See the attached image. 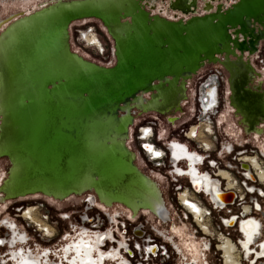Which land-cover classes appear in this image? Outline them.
<instances>
[{"label":"water","instance_id":"water-1","mask_svg":"<svg viewBox=\"0 0 264 264\" xmlns=\"http://www.w3.org/2000/svg\"><path fill=\"white\" fill-rule=\"evenodd\" d=\"M153 1L51 0L0 31L2 45L15 44L20 50L33 38L35 64L27 67V73L38 83L35 96L23 98L19 105L20 109L27 106L26 110L5 125L25 131L19 153L29 162L9 192L6 187L18 152L0 150V158L9 163L0 185L2 201L34 193L63 200L93 192L105 206L121 204L133 214L145 209L159 218L156 211H165L162 193L135 164L136 155L126 143L130 128L136 112H180V103L188 97V83L210 65L226 72L229 104L243 127L253 131L264 123V70L259 63L264 59L259 50L264 44V0H235L229 6L223 0H168L167 9L181 14L176 19L151 13L147 6ZM83 19L99 21L113 40L112 66L99 65L71 50L70 24ZM12 27L18 30L13 32ZM257 60L258 69L253 65ZM67 66L74 69L66 70ZM233 74L243 75L240 86L255 100L236 95ZM155 102L164 109L153 106ZM5 119L0 111V125ZM31 127L36 134L33 140ZM52 147L61 149L58 155L51 154ZM55 160L64 166L58 177L47 173ZM87 162L100 166L90 170L84 167ZM105 165L110 167L105 169ZM40 179L65 186L54 190ZM126 191L138 195H126ZM144 192L152 194L155 210L151 203L139 202ZM222 195L226 197L221 200L220 196V202L233 198L231 192ZM132 198L138 203H131ZM160 219L167 221L168 215Z\"/></svg>","mask_w":264,"mask_h":264},{"label":"built area","instance_id":"built-area-1","mask_svg":"<svg viewBox=\"0 0 264 264\" xmlns=\"http://www.w3.org/2000/svg\"><path fill=\"white\" fill-rule=\"evenodd\" d=\"M79 21H82L81 25L87 24V21ZM88 29L80 31L81 40L88 46H99L100 43L92 45L85 41V35L94 36L92 29ZM110 51L113 53V46ZM260 62L262 63V61ZM110 64L111 62H108L105 66H110ZM197 76L193 90L190 91V83H188V91L193 98V114L189 121L186 120L184 124L180 125L181 128L178 126L179 133H170L165 137L163 134L166 132L163 134L155 132L154 127L158 123V119L152 118L150 125L141 126L142 122L139 121L135 126L136 137H134V131L131 134V142L133 139L139 141L142 154L145 150L148 152L145 147L146 143L143 141H149L153 148L159 149V156H154V158L144 153L147 164L153 168L150 170V176L159 182H157L159 187L163 184L171 185L170 191L175 197L181 216H178L175 210H169L170 217L167 221L161 222L151 212L142 210L146 217L144 221L137 222L135 216L120 205H116V208L113 209V206H105L95 197L92 201L91 196L75 195L80 199L79 206L58 214V221L67 222V228L62 230L59 235L52 229L53 234L49 236L46 234L44 225L51 227L52 224L57 225L58 222L50 220L49 214L42 204L17 207L15 210L18 213L17 217L26 212L28 208L34 209L32 212L38 219V223L30 219L18 218L24 221L27 229L37 234L39 242L35 241L34 245L47 251V259L52 258L53 264H68L64 258L60 263V257L57 255L60 254L59 248L61 244L69 241L70 238L75 239L79 234H85L88 238L98 237L101 240L98 249L103 256L115 253L114 259L105 257L102 264H196L192 261L190 254L195 252V247L202 260L201 264H264V252L261 250V245L264 244V183L259 179L256 170L253 169L251 159L240 161L242 155H246V158L255 157L264 169V154L254 145L248 147L250 144L247 141L241 143L232 141L230 149L223 148V143L227 144L230 139L227 135H225V139H219L222 135V128L218 123V115L223 104L219 94L221 71L218 68H213L207 70L203 75L198 74ZM188 102V99L183 100L182 107ZM182 115L183 113L178 117L167 116V123L172 127L175 126V122L172 123L169 119L178 121ZM259 126L264 128V123H260ZM143 127H149L150 130L147 132L146 128L143 130ZM191 129H194L193 133ZM203 139H207L210 144L209 148H206L207 146L201 142ZM173 141L183 146V151L187 154L199 158L195 166L200 173L207 175L212 180L220 181L222 184L226 183V180L223 181L221 177H218V168L229 173L235 184L234 189L226 190L225 186H222L219 190L222 194L233 193L230 202L214 206L212 202L210 204L203 197L204 195L202 196L201 191H196L193 188L188 175L184 173L188 167L187 159L174 160L172 157ZM140 152L139 155H141ZM228 155L232 156L233 165L227 163L225 166L220 159ZM176 165L183 173H177ZM180 181H183L184 184L182 185ZM258 188L263 190V194L259 193ZM183 191L188 192L190 199L206 209L207 214L201 221L202 225L195 222L191 208L180 201L179 194H182ZM201 197L206 203L201 200ZM245 207H248L247 213L244 210ZM20 210L21 212H19ZM213 213H218L217 218L213 217ZM255 218L259 222V227L253 239L251 237L247 242L240 227L242 223L250 222ZM121 219L132 222L131 229L125 237H120V233L114 232L116 223H119ZM177 219L180 221L179 223L176 222ZM179 229L182 230V235L186 233L184 245L180 243ZM25 233L26 237L27 230L23 234ZM54 239H57L58 242L52 249L50 244ZM227 251L230 254L229 258ZM183 253H185V258Z\"/></svg>","mask_w":264,"mask_h":264},{"label":"bare ground","instance_id":"bare-ground-1","mask_svg":"<svg viewBox=\"0 0 264 264\" xmlns=\"http://www.w3.org/2000/svg\"><path fill=\"white\" fill-rule=\"evenodd\" d=\"M19 13H21V14L17 15ZM31 14L26 15L23 12H18V13H14V14L9 15L5 19H0V31H4L6 29V26L9 24L10 21H13V20L15 21L20 16H30ZM24 22L27 23L28 20H26ZM26 23H24V25ZM13 28L14 27H12V29ZM17 30H15V31H17ZM12 31L15 32L14 29ZM12 31L9 32V34L13 33ZM27 35H29V34H27ZM30 35H35V34H34V32H32ZM32 39L30 37V40H29L30 43L28 44V46H25V48H23L22 50H20L19 48L17 49L15 44L6 45V43H5L2 45V41H0V62H1L0 63V66H1L0 71L2 74L0 76V81H2V83L0 84V91L2 92V100L0 101V111H2V113H5V115H6V119L3 120L1 122V125H0V129H2V133L0 132V134H1L0 135V150H2V149L3 150L13 149L14 153L18 152L16 157H14L15 162H13V168H12L11 174H10V183L6 187V190L9 192L13 191V187H14L16 179L18 177H20L25 172V167H27L25 165H27V162H29L28 157H26L22 153H19V147L21 146V143L24 141L25 136H26L25 131H19L18 128L15 130L14 129L10 130V129H7L5 125L8 124V122L11 119L15 118L22 109H23L22 111L26 110L27 106H23L21 109L19 108V105L22 104L23 98L27 97L28 99H32L35 96L34 95L35 90H36L35 85L38 83L36 81H34L33 78H31L27 73V67L35 64L34 63V60H35L34 49L36 48V45L31 43ZM85 41L87 42V44H92V45L99 44V39L96 38L95 36H92L91 34L85 35ZM39 63H40V61H39ZM72 69H74V67L67 66L66 70H72ZM3 70H5V73H3ZM5 75L8 76L7 79H6ZM233 78L235 79L236 82L238 81V87L235 90L236 95H239V94L244 95L249 100H255L256 99V96H254L253 94H249V93L244 92L242 90V88L240 86V81H239L241 77L238 78L236 75L233 74ZM166 104L167 103H165V105ZM153 106H155L158 109H164V107H165L163 104H160L158 102L153 103ZM248 106H249V111H253V108L251 107V103H248ZM242 109H244L245 111ZM241 110L244 112H248V109L245 107H242ZM249 113L251 114L252 112H249ZM136 124L137 123H135V118H134V125L136 126ZM258 127H259V125H257L253 131H248L247 128L245 127V133L247 135H249L251 133L257 132ZM145 128H146L147 132L150 130L149 127H143V130ZM131 129H132V127L130 128V130ZM191 132L193 133L194 129H191ZM131 134L129 132V139H128V142H126L128 144L132 140ZM201 142L204 143L205 146H207L206 148H209L210 144L207 141V139H203V140H201ZM143 143H146L145 147L148 150V152L145 150V152H144L145 155H148V156L150 155L152 158H154V156H156V157L159 156V154H158L160 152L159 149L153 148V146L151 145V142L143 141ZM129 149H131V148L129 147ZM138 149H139V152L142 150L140 148V144H138ZM183 149H184L183 146L178 145L177 142L176 143L173 142L171 153H172V157L174 160H179L181 158H186L187 160H190V157H191L190 154H187L186 152H184ZM144 153H143V155H144ZM135 155H136V160L138 161V163H140L138 155L136 154V152H135ZM245 158H246V155L242 156L240 161H245ZM249 158H253V157H249ZM174 160H173V162H174ZM99 166L100 165H95L93 162H87L84 164V167L87 169H90V170H97ZM243 166L246 168L248 167L245 165H243ZM109 167L110 166L105 165V169H108ZM175 168H176V166H175ZM176 170H177V173L178 172L183 173V172L178 171V169H176ZM221 171H224V170H221ZM184 173H186V175H188V178H189L190 183L192 184L193 188L196 191H201L202 193L206 194L214 206H216V205L218 206V205L223 204V202L220 203V201H219L220 196H221V200L222 199L224 200L226 196L222 195L220 190H219L220 189L219 181L210 180L207 175H199L197 169H195L193 167H190L188 170H186V172L184 171ZM41 181L44 182L45 184H47L49 188H52L54 190H58V189L65 186V184L64 185L48 184L46 181L40 179V182ZM224 181H225V179H224ZM233 186L235 187L234 181H233ZM225 189H227V180H226V184H225ZM125 193H126V195H128L129 193L134 194V193H131L128 191H126ZM125 193L123 195H125ZM35 195H38L40 198L44 197V198L53 199L52 197L43 196L41 194L34 193L31 195L18 196L14 200H24L28 197L35 196ZM137 195H138V193H135L132 197L137 196ZM70 196H73V195H70ZM70 196H68L67 198H69ZM143 197H144L143 201L140 200L139 202L144 203V201H145L146 204H149V205L151 203L152 208L155 210L156 204L154 203V199H153L152 194L144 192ZM179 199L182 203H185L188 206H190V205H196L197 206L198 205L199 207H201L197 202H194L192 199L189 198L186 191H183L182 194H179ZM53 200H56V199H53ZM56 201H60V200H56ZM1 202H3V201L1 200ZM131 203L135 204V203H138V201H135L134 198H132ZM33 210H34L33 208H28L26 210V212H24L22 215H19L18 217H22L23 219H26V220L30 219L31 221L35 222V220L32 219L33 218L32 215H35L32 212ZM19 212H21V210ZM156 213H158L159 219L160 218L165 219V217L168 215V213L166 211V207H165V211H163V210L158 211L157 210ZM205 214H207V213L205 212ZM38 222L39 221L37 219V222H35V223H38ZM9 223L10 224H7L8 225L7 226L5 222H2L0 227H3L8 232H10L12 237H16L17 236L16 224L14 222H12V223L9 222ZM44 226L46 227V234H48L49 236L52 235L53 230H52V232H50L48 225H44ZM261 250H262V252H264V247ZM26 257L24 259L19 258L18 260L16 258L15 264H40L38 261H35L33 259L32 260L28 259V256H26Z\"/></svg>","mask_w":264,"mask_h":264},{"label":"rangeland","instance_id":"rangeland-1","mask_svg":"<svg viewBox=\"0 0 264 264\" xmlns=\"http://www.w3.org/2000/svg\"><path fill=\"white\" fill-rule=\"evenodd\" d=\"M30 1L31 0H0V19H5L6 17H8L11 14L18 13V12H21V11L28 9V6L31 4ZM45 2L50 3L51 0H33L32 6L30 8L32 10L37 9L41 5H44ZM161 2L165 4L167 2V0H164V1L158 0V4H160ZM151 13H154V10H152ZM165 17H167V16H165ZM83 20H85V19H83ZM86 20L87 21H93V23L91 22V23H87L86 25H81L82 21H74L70 24V27H69L70 40H69V43H70L71 50L73 52L77 53L78 55L84 57L85 59L92 61L94 63H97L99 65L105 66L108 62H111L110 66H112L114 63V60H113V53H111V51H110L112 49V43H111L110 39L107 37V35L105 34V31L100 26L99 21H97L95 19H86ZM88 28H91L94 36H96L99 39V43H100L99 46H97V47L88 46V45H86V43L83 40H81L80 31L82 32V31L89 30ZM259 50H260V55L262 56V58H264V44H261V47H259ZM259 63H261V62L259 61ZM253 65L256 67V69H258V67H259L258 60L256 62H253ZM213 68H218L222 74V78L219 81V94H220L221 100L223 101L222 107L220 108V111H219V114H220L224 110L226 103L228 101L227 95H226V88H227V74H226V72L218 65H210V66H207L204 69H202L199 73H201V75H203L207 70L213 69ZM43 75H44V73H43ZM43 75H41L42 79H43ZM197 77H194L191 80L190 91L193 90V88H195V83L197 81ZM262 89H264V81L262 84ZM187 96H188V94H187ZM188 101L189 102L187 104H185V106L181 107L180 112L183 113V115H182L181 119H179L177 122L174 123L175 126H173V127L170 126L167 123L166 117L161 116V117H159L158 123L154 127L155 132H160L161 134L166 132L163 134V135H165V137L168 134L170 135V133L171 134L179 133L178 129L182 127L180 125L184 124V122L186 120L189 121L192 117V114H193V104H192L193 98H192V95L190 96ZM231 109H232L230 111L231 119L234 121V123L238 127L242 128L243 125L239 122V116L234 115V109L233 108H231ZM180 112L176 111V112H173L171 114L175 117H178L179 115H181ZM134 117L138 118L142 122L141 126H144V125H150L151 121H152V117H157V116L153 115L152 113H149V114L141 113V114H139L138 112H136ZM178 126H179V128H178ZM132 131H134V137H136L137 129H135V125L130 130V134L132 133ZM29 132H30V138H32L31 140H33V136L36 134H34V130L32 127L29 129ZM243 136H244L243 142L246 140L249 141L250 145H248V147H252V145H254L255 147L257 146L259 148L264 149V136H263L262 140L258 139V140H254L253 142L250 139V135H243ZM219 139H221V140L225 139V134L222 133V135H220ZM220 141H219V143H220ZM127 142H128V140H127ZM219 143H218V146H219ZM138 144H139V141L137 139H135V140L133 139V141L131 143H129V144L127 143V146L130 147L131 150L134 153L136 152V154L138 155L140 163H138V161L136 160L135 164L139 167V169L144 174L149 176L151 174L150 170L153 168L150 164H147L146 158L142 153H140L141 155H139ZM60 151H61V149L59 147H56V148L52 147L51 154L53 156H55ZM231 157L229 155L225 156L224 158L220 159L222 161L221 163L225 166L227 165V163H231L233 165V161H232ZM36 166H38V165H36ZM8 167H9V163H8L7 159L4 157L0 158V169H2V171L5 172V174L7 173ZM63 172H64V166L60 161H57V160L53 161L51 163V165L49 167H47V173H49L50 175H54L56 177L62 175ZM180 183L182 185L184 184L183 181H180ZM168 186L169 185H167V184H163L162 186L159 187V189L162 193V197H163L164 202H165V206L170 211L175 210L177 215L181 216L180 210L177 209L175 197L173 196V193L170 191L171 185L169 187ZM65 199H67V197L64 198L63 200H65ZM201 200H203L204 203H206V201L203 198ZM60 201H62V200H60ZM79 203H80V199H79V197H77V198H73L71 200L66 201L64 204L55 206L54 202H51V201L44 199L42 197L40 198L38 195H35V196L28 197L27 200L24 199L23 201H17L15 203H13L12 205L9 206V208H7V211L4 214H8L10 217H12L21 231L24 232L25 230H27L28 235L26 236V242L22 245L25 246L26 248H29V249H35L36 246L34 245V242L35 241L39 242L38 238H37V234H34L32 230H29V229H27V227H25L24 221L17 217L18 213L15 212L16 208L20 207L22 205L25 206V205H41L42 204L44 206L47 214H49L50 220L52 222H54V221L58 222L57 225L52 224L50 228L57 231L58 235H59L62 230H65L67 228V222L58 221V214L60 212H67V211L73 209L74 207L79 206ZM114 208H116V205L113 206V209ZM217 216H218V213H213V217L217 218ZM176 222L179 223L180 221L177 219ZM6 234H7L6 230L0 229V238H4L6 236ZM24 235H26V233ZM28 237H29V239H28ZM57 242H58L57 239H54L51 242L50 246L52 249L54 248V246ZM4 256H5V250H4V248H0V259ZM50 261H52V258H50ZM1 263H2V260H0V264Z\"/></svg>","mask_w":264,"mask_h":264},{"label":"flooded vegetation","instance_id":"flooded-vegetation-1","mask_svg":"<svg viewBox=\"0 0 264 264\" xmlns=\"http://www.w3.org/2000/svg\"><path fill=\"white\" fill-rule=\"evenodd\" d=\"M32 1L33 0L30 1L31 4L28 6V9H26L24 11H21V12H23L26 15H29V14L34 13L35 11H37L40 8H42V7L47 5V3L45 2L44 5H41L37 9H33L32 10L30 8L32 6ZM234 1L235 0H223V3L226 6H229ZM167 3H168V0H167V2L165 4L162 3V2L160 4H158V0H154L153 3L148 4L147 8H149L150 11L154 10V13H158L160 15L167 16V18H170V19H175L176 17H180L181 16L180 13H174V12H172V11L167 9ZM151 7H153V8H151ZM174 14L176 16H174ZM86 21L87 20L85 19L83 22H86ZM91 22L93 23V21H87V23H91ZM99 24L103 28V30L105 31V34L107 35V37L110 39V41L112 43V46H113V53H114L113 40L107 34L105 28L101 25L100 22H99ZM113 60H114V58H113ZM261 61H262V63L260 65V69L264 70V66H263L264 59H262ZM199 74H201V73H199ZM239 77H241L240 79H243V75L242 74H239ZM263 81H264V79H263ZM262 84H263V82H262ZM237 87H238V81L235 83L234 89L236 90ZM230 94H231L230 85L228 84L227 88H226V95H227V100L228 101L226 103V106H225L224 110L218 115V123L220 124V126L222 128V133L227 135L229 137V139L231 140V141L228 140L227 144L223 143V148L224 149H226V148L230 149V146H231L230 143L232 141H237L238 143H241L244 140V136L243 135H247L245 133V127H242V128L238 127L234 123V121L231 119L230 111L232 110L231 109L232 107L229 104V98H228ZM190 96H191V93L188 92L187 99H189ZM180 106L182 107L181 103H180ZM171 113H173V112H171ZM171 113L162 115V114H159V113L152 112L153 115L157 116V117H152V118H157L159 120V117H161V116L162 117H166V118H167V116H170V117L172 116L173 117V115ZM147 114H149V113H147ZM169 120L172 123L177 121L176 119H169ZM139 121L140 120L138 118H135V123H138ZM249 135H250V139L252 140V142L254 140H258V139L262 140V138L264 136V128H263V126H262V128L259 126L257 128V132L251 133ZM246 141H247V143H249L248 140H246ZM257 148H259V147H257ZM259 150L261 151V153L264 154V149L259 148ZM190 156H191L190 160H187L188 167H187L186 170H188L190 167H193V168L197 169L199 175H204V174L200 173L198 168L195 166L196 162L199 161V158L194 157V155H190ZM242 156H244V155H242ZM247 159H251L252 160L253 169L256 170V173L258 174L259 179L261 180V182L264 183V169L262 168V166L258 163V161H257V159L255 157H253V158H245V161H247ZM176 169H178V165H176ZM221 170L222 169L218 168V177H222L221 179L223 181H224V179L227 180V189L226 190L234 189L233 180H232L231 176L229 175V173L226 172V171H221ZM178 171H180V170L178 169ZM5 176H6L5 172L2 171V169H0V185L2 184V181L5 178ZM152 179H154V178H152ZM209 179L212 180L210 177H209ZM155 182L157 183L158 181L156 180ZM219 183H220V189L222 188V186H225V184H226V183L222 184L220 181H219ZM258 191H259V193L263 194V190H261L260 188H258ZM187 195L190 198V194L188 192H187ZM85 196H91V200L92 201H94L93 197L96 198V196L94 195L93 192L84 193V194H82L81 197H85ZM202 196L211 204V201H210L209 197L206 194L202 193ZM1 197H2V195H0V225H1L2 222H5L6 225L10 224L9 222H11V223L14 222L16 224V222L14 221V219L12 217H10L8 214H4V213L7 211V208H9L10 205H12L13 203H15L17 201H23V200H15V201L14 200H5V201L1 202V200H2ZM42 198H44V197H42ZM73 198H77V197H75V195H73V196H70L69 198H67L65 200H62V201H56V200L49 199V198H44V199H47V200H49L51 202H54L55 206H58V205L64 204L66 201L71 200ZM27 199H25V200H27ZM114 205H120L122 208H125V209L129 210L133 214V212L129 208H127V207H125L124 205H121V204H112L110 207H112ZM189 207L191 208L192 215H193V217L195 219V222L200 224V225H202L201 221L204 220V218H203L204 216L203 215L205 214L206 209L203 208V206L199 207L198 205L197 206L196 205H190ZM142 210H145V209H141V210L137 211L135 214H133L135 216L134 218L137 219V222L144 221V219L146 217V214L144 212H142ZM244 210L247 213L248 207H245ZM166 211L168 213V218H169L170 217V212H169V209H167V207H166ZM148 216H151V215H148ZM153 216L156 217L155 215H153ZM32 217H33L32 219L35 220V222H37V219L35 218V215H32ZM157 219L159 221H161V222H165L166 221V220L163 221V220H161L159 218H157ZM130 224H132V222H130V220L121 219L119 221V223H116V226H115L116 229H115L114 232L120 233V237H122V236L125 237V236H127V233L131 229V225ZM16 227H17V236L16 237H12L10 232H8L5 228L0 227V229H3V230L7 231L6 236L4 238H0V248H4V250H5V256L0 259V260H2L1 264H15V259L16 258H17V260L19 258H23L24 259L26 256H28V259H31V260L33 259L35 261H38L40 264H53V262L50 261V259H47V251H44V249H42L41 247H36L35 249H29V248H26L25 246H23L22 244L26 242V237L23 234L24 232L19 229L17 224H16ZM258 227H259V222L257 221L256 218L252 219V221H250V222H246V223H242L241 224L240 230L243 233V236L246 237L247 242L250 241L251 237L253 239L254 234L257 232ZM48 228H49V231L52 232V229H50L49 226H48ZM178 231H179L178 233L180 235L179 236L180 243L184 245V238H186V233H184V235H185V237H184V235H182V230L179 229ZM115 236L120 238L118 235H115ZM100 243H101V240L98 237L88 238V237H86L85 234H79L77 237H75V239L74 238H70L69 241L64 242L63 244H61V246L59 248V250H60L59 253L60 254H57V255H58V257H60L59 258L60 259V263H62V259L63 258L68 262V264H102L105 257L114 259L116 257L115 253H110V254L105 255V256L102 255L101 251L98 249V246H99ZM113 244H116V243L113 242ZM263 247H264V244L261 245V249ZM53 252L55 253V250H53ZM227 252L229 254V251H227ZM190 254H191V257H192V261H194L196 264H201L202 263V260H201V258L199 256V253H198V249L196 247H195V252L194 253H190ZM183 257L185 258V253H183ZM229 257H230V254L228 255V258Z\"/></svg>","mask_w":264,"mask_h":264},{"label":"crops","instance_id":"crops-1","mask_svg":"<svg viewBox=\"0 0 264 264\" xmlns=\"http://www.w3.org/2000/svg\"><path fill=\"white\" fill-rule=\"evenodd\" d=\"M259 68V67H258Z\"/></svg>","mask_w":264,"mask_h":264}]
</instances>
